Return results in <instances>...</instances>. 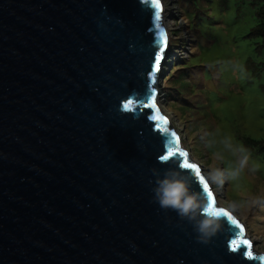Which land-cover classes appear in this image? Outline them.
I'll use <instances>...</instances> for the list:
<instances>
[{
  "label": "water",
  "instance_id": "1",
  "mask_svg": "<svg viewBox=\"0 0 264 264\" xmlns=\"http://www.w3.org/2000/svg\"><path fill=\"white\" fill-rule=\"evenodd\" d=\"M159 2L157 26L152 0H0V264H264L229 211L243 237L222 216L202 243L155 201L175 170L209 203L161 159L173 132L187 151L157 105Z\"/></svg>",
  "mask_w": 264,
  "mask_h": 264
},
{
  "label": "rangeland",
  "instance_id": "2",
  "mask_svg": "<svg viewBox=\"0 0 264 264\" xmlns=\"http://www.w3.org/2000/svg\"><path fill=\"white\" fill-rule=\"evenodd\" d=\"M162 1L169 49L164 76L156 82L160 113L206 179L213 168L239 167L242 154L233 149L247 150L235 178L223 186L208 181L217 206L239 219L253 250L264 253V156L245 143L264 138V46L250 35L254 8L237 0H208L197 15L186 3ZM179 69L182 74L175 76Z\"/></svg>",
  "mask_w": 264,
  "mask_h": 264
},
{
  "label": "clouds",
  "instance_id": "3",
  "mask_svg": "<svg viewBox=\"0 0 264 264\" xmlns=\"http://www.w3.org/2000/svg\"><path fill=\"white\" fill-rule=\"evenodd\" d=\"M224 144L227 148L232 149L229 141L225 140ZM233 151H238L242 154L239 160V167L231 171L213 168L208 173V180L211 183L223 186L227 179L235 178L244 168L248 156L243 154L247 150L239 148L233 149ZM155 183L156 187L153 189L155 201L162 209L176 211L182 220L187 219L193 223L200 242L207 243L209 238L221 228L222 216L208 211L209 203L205 202L199 193L191 190L189 180L181 172L175 170L166 171L163 174V178H158Z\"/></svg>",
  "mask_w": 264,
  "mask_h": 264
},
{
  "label": "snow or ice",
  "instance_id": "4",
  "mask_svg": "<svg viewBox=\"0 0 264 264\" xmlns=\"http://www.w3.org/2000/svg\"><path fill=\"white\" fill-rule=\"evenodd\" d=\"M152 3L155 5V21L157 22V26L158 22L161 19V3L159 2V0H152ZM160 43H161V47L159 49V51L157 52V54L155 55V60H154V65L152 68V73L155 74L161 67V61H162V54L165 52V47H166V39H165V35L164 32L161 31L160 32ZM151 99V103L150 104H145V107H151V108H155V92L152 93V97ZM133 101L129 100L127 103H125L123 105V108L125 110H131L132 106H133ZM155 120L162 122L165 126L167 125L168 121L166 120V118H163L162 116L159 115V113L157 112V114L154 117ZM165 131H167V128H165ZM170 145H173L171 147L167 148V154L163 155L161 157L162 160L167 161L172 157L175 156H179L181 157V163L180 166L185 169V170H191L194 175L198 178V182L199 184L202 186V191L207 195L208 197V201H209V209L208 211L211 212L212 214L215 215H221L223 217H226L227 220L230 222L231 225L234 226L235 229L238 230L237 232V236L239 237H243L244 231L245 229L243 228V226L226 210L223 209H217L215 207V200H214V195L213 192L210 190L209 184L207 183L205 177L202 175L201 173V169L195 165L194 163H191L188 159V153L185 151L180 150L179 148V138L176 136V134L173 132L171 139L169 141ZM243 245L249 249L246 252V255L248 256V258H252V252L250 251L251 248V244L247 239H244L242 241ZM234 246L232 248L233 251L237 250V247H239V245L236 244V242H233ZM260 259L262 261H264V257H260Z\"/></svg>",
  "mask_w": 264,
  "mask_h": 264
},
{
  "label": "trees",
  "instance_id": "5",
  "mask_svg": "<svg viewBox=\"0 0 264 264\" xmlns=\"http://www.w3.org/2000/svg\"><path fill=\"white\" fill-rule=\"evenodd\" d=\"M178 1L182 3H186L189 6V8H192V10L195 9L197 15L202 13L203 12L202 9H206V5L208 4V0H178ZM237 1L241 3L247 2L250 6L254 8L256 24L252 28L250 35L253 36L254 38L261 39L262 45L264 46V0H237ZM179 74H182V71L180 69L178 70V72H176L175 76ZM169 82L171 86L172 84L171 77L169 79ZM170 90L171 91L174 90V92L177 93L176 90L174 89V86L171 87ZM245 143L251 150H255L258 154L264 156V138L261 140H252L247 138L245 139Z\"/></svg>",
  "mask_w": 264,
  "mask_h": 264
},
{
  "label": "bare ground",
  "instance_id": "6",
  "mask_svg": "<svg viewBox=\"0 0 264 264\" xmlns=\"http://www.w3.org/2000/svg\"><path fill=\"white\" fill-rule=\"evenodd\" d=\"M167 31V30H166ZM158 98L157 99H159V98H161V97H159V96H157ZM157 105H158V102H157ZM168 119V118H167ZM169 120V119H168ZM170 121V120H169Z\"/></svg>",
  "mask_w": 264,
  "mask_h": 264
},
{
  "label": "built area",
  "instance_id": "7",
  "mask_svg": "<svg viewBox=\"0 0 264 264\" xmlns=\"http://www.w3.org/2000/svg\"><path fill=\"white\" fill-rule=\"evenodd\" d=\"M164 21V20H163ZM159 95V94H158ZM158 98V97H157Z\"/></svg>",
  "mask_w": 264,
  "mask_h": 264
}]
</instances>
